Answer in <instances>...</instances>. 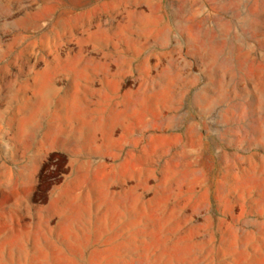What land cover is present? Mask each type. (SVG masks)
I'll use <instances>...</instances> for the list:
<instances>
[{"label":"rangeland","instance_id":"obj_1","mask_svg":"<svg viewBox=\"0 0 264 264\" xmlns=\"http://www.w3.org/2000/svg\"><path fill=\"white\" fill-rule=\"evenodd\" d=\"M0 264H264V0H0Z\"/></svg>","mask_w":264,"mask_h":264},{"label":"crops","instance_id":"obj_2","mask_svg":"<svg viewBox=\"0 0 264 264\" xmlns=\"http://www.w3.org/2000/svg\"><path fill=\"white\" fill-rule=\"evenodd\" d=\"M116 106L114 104L113 108ZM89 130L96 133L103 132L104 143L102 148L107 149L108 156L113 159L123 156L122 162L126 163L131 156L130 150H133V154L136 151V134L141 133L140 113L139 111L136 112L135 104L131 103L120 110L109 113L102 108H85L76 115L72 123L71 132L74 134L71 136L72 143L75 141L76 145L79 141L83 145L84 141L87 142L88 137L83 138L82 134ZM75 154L77 155L75 161L82 165L84 161L81 156L88 155V147H76ZM86 162L89 163V160L87 159Z\"/></svg>","mask_w":264,"mask_h":264}]
</instances>
